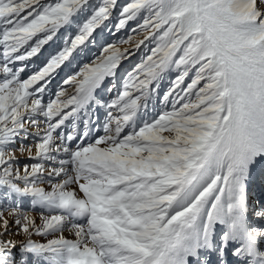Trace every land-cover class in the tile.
Here are the masks:
<instances>
[{
    "label": "snow or ice",
    "instance_id": "1",
    "mask_svg": "<svg viewBox=\"0 0 264 264\" xmlns=\"http://www.w3.org/2000/svg\"><path fill=\"white\" fill-rule=\"evenodd\" d=\"M117 4L0 0V264H264V0H131L114 28L147 13L119 41L132 48L104 45L63 81L71 94L61 87L44 104L57 70L90 55ZM148 39L156 46L122 90L98 97L109 78L105 90L116 88L121 61ZM52 41L62 47L28 79L9 67ZM173 69L162 97L171 110L147 119ZM100 108L104 135L73 147L92 140ZM18 141L34 161L22 168ZM24 199L41 209L39 223ZM11 225L25 235L18 251L4 239Z\"/></svg>",
    "mask_w": 264,
    "mask_h": 264
},
{
    "label": "rangeland",
    "instance_id": "2",
    "mask_svg": "<svg viewBox=\"0 0 264 264\" xmlns=\"http://www.w3.org/2000/svg\"><path fill=\"white\" fill-rule=\"evenodd\" d=\"M42 2H54V0H42ZM93 3L95 4H99L101 3V0H92ZM131 0H118V4L116 9L113 11L112 16L110 17V19L108 21H105V25H102L100 28H98L96 30V33H94L95 37H96V44L95 45H89V52L90 55H88L87 57L84 58H79L77 59V61H73V63L71 65L66 66V72H72L70 75H73L76 71H79V68L83 66L84 63H91L95 57L100 56L101 55V51L104 45L106 44H110V43H115L116 47H119L121 49L123 48H132V45L130 44H123V43H119V41L121 40L122 37H127V35L129 34V31L133 28H136V26L140 23H142L143 21V17L147 15V13H143L141 16H138L136 19L131 20L128 22V24L125 26L124 29H121L120 31H116V29L114 28V25L118 22V16H119V12L121 10V7L123 5H126L127 3H130ZM69 31H72L71 29ZM147 35L146 32H140L135 39L139 40V39H143V37ZM51 44L50 48L44 47L41 48L40 52L37 53L36 55L24 60V61H12L9 64V67L13 68V71H17L20 69H23V71H21L20 73V78L21 79H28L29 77H31L32 75H34L35 73L39 72L40 69H42L45 64L47 63L48 59L50 58V55L54 54L56 51L59 50L60 47H62V43L61 41H52L49 42V45ZM156 46V41L154 39H148L145 40L143 47H139V49H136L133 51L132 55H130L127 59L122 60L118 70H117V75H116V79H115V84H116V88L111 92H107L105 90V88H107L113 81L111 80V78H109L106 82H105V87L99 89L98 91H100V98L104 99L105 101H110L112 98H114L117 94L118 91L122 90V85L126 76V73L128 71H131L132 68H134L137 64H139L143 59H145L147 56L151 55V50ZM3 48L2 46H0V65H2L4 63L3 60ZM94 54V55H92ZM62 68V67H61ZM61 68L57 70L56 73H59L61 71ZM178 74V72L173 69L171 72L167 73L164 78L162 79L163 83L165 85L158 87L157 88V92L153 98V100L150 102L149 108L147 109L148 111V117H146L147 119H152L157 113H160L161 111H165L171 110V104L169 103L167 106H165L162 102V97L164 92H166L168 90V88L171 86V81L175 79V76ZM68 75V76H70ZM63 76L62 73H60L58 75V78L60 79ZM195 76V70L193 69L192 71H190L189 73V77L186 78L185 80V86L187 83L191 82V78H194ZM4 74L2 72H0V81H2L4 79ZM42 84V81L40 82ZM63 83L61 84L60 88H57V85H51L52 90L56 91V93L61 89V87L65 88L66 93H68L69 91L73 90L72 86L69 85H64L62 86ZM160 85V83H159ZM38 86V85H36ZM36 86H33V88H35ZM202 86V85H201ZM33 89H30V91H32ZM37 95H40L39 93H37ZM67 95V94H66ZM52 95V93L48 96V98H46L45 100H42L44 104H47L48 101L50 99H56V95L55 97ZM194 99V97H193ZM100 115L104 116L106 115L105 109L104 108H100L99 109ZM42 119V118H41ZM142 123V122H141ZM35 131L34 128H30L29 132H33ZM126 131H130V129H126ZM34 140V137L29 136L28 140L25 141L26 144L28 143H32ZM90 141V140H89ZM94 141V140H93ZM92 141V142H93ZM13 150L18 149L19 147V141L17 142L16 145L12 146ZM33 155H34V149H33ZM16 156L19 160V166L22 168L23 164L25 163H33L34 161L29 160L28 159V153L24 152L23 154H21L18 150H16ZM46 167H50V165H46ZM53 182H55V180H53ZM43 187L46 188V190L50 191L51 190V185L45 181V183L43 185H41ZM258 193H253L252 195L255 196ZM250 203H252V199L250 198ZM5 204L8 203L7 201L4 202ZM34 211L35 213H31L30 215H35V217H37V223L39 220V214L41 212V209L35 208V209H31V212ZM45 214L47 215L48 213L45 212ZM5 215H7V213H5ZM251 216V214H250ZM10 221H11V217H9ZM12 227V232L13 234L11 236H5L4 239H14L17 243V249L16 251L19 249L18 247L20 246V243L25 239V235L23 233L20 234H15V226L11 225ZM54 235H58V234H54ZM65 235V233H64ZM73 234H69L66 237L68 239H74ZM53 238L52 235L50 236H40V235H34L32 237L33 240H35L36 242L39 243H46L48 239Z\"/></svg>",
    "mask_w": 264,
    "mask_h": 264
},
{
    "label": "bare ground",
    "instance_id": "3",
    "mask_svg": "<svg viewBox=\"0 0 264 264\" xmlns=\"http://www.w3.org/2000/svg\"><path fill=\"white\" fill-rule=\"evenodd\" d=\"M67 77H68V76H67ZM67 77H66V78H67ZM66 78H65V79H66ZM62 83H63V82H61V84H62ZM60 86H61V85H60ZM62 86H64V85H62ZM65 86H66V85H65ZM64 89H65V88H64ZM55 95H56V94H55ZM31 213H35V212H33V211L31 212V211H29V214H31ZM35 214H36V213H35ZM39 215H40V214H39ZM32 216H35V215H32ZM38 222H39V220H38ZM69 234H72V233H71V232H68V231L65 232V236H67V235H69ZM73 237H74V236H73ZM74 238H75V237H74Z\"/></svg>",
    "mask_w": 264,
    "mask_h": 264
},
{
    "label": "trees",
    "instance_id": "4",
    "mask_svg": "<svg viewBox=\"0 0 264 264\" xmlns=\"http://www.w3.org/2000/svg\"><path fill=\"white\" fill-rule=\"evenodd\" d=\"M142 47H143V45H142Z\"/></svg>",
    "mask_w": 264,
    "mask_h": 264
}]
</instances>
